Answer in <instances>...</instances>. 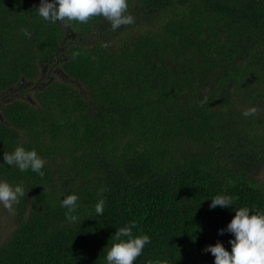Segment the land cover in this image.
Returning a JSON list of instances; mask_svg holds the SVG:
<instances>
[{
    "label": "trees",
    "instance_id": "trees-1",
    "mask_svg": "<svg viewBox=\"0 0 264 264\" xmlns=\"http://www.w3.org/2000/svg\"><path fill=\"white\" fill-rule=\"evenodd\" d=\"M127 4L135 22L113 31L0 0V181L25 192L0 205V264H106L133 221L151 241L134 264H214L234 209L264 212V0ZM18 146L43 177L4 163ZM218 194L238 199L211 209Z\"/></svg>",
    "mask_w": 264,
    "mask_h": 264
},
{
    "label": "clouds",
    "instance_id": "clouds-1",
    "mask_svg": "<svg viewBox=\"0 0 264 264\" xmlns=\"http://www.w3.org/2000/svg\"><path fill=\"white\" fill-rule=\"evenodd\" d=\"M37 15L44 21L56 24H88L90 20L103 18L110 23L113 31L122 26H128L135 22L132 15L128 13L127 0H40L36 10ZM26 37L31 36L27 29H21ZM106 46V45H105ZM79 55L75 53L74 56ZM200 105L207 103V97L201 100ZM257 112L255 107L246 110L245 117L253 116ZM4 163L18 168L21 172L31 170L43 177L42 169L45 161L38 156L33 149L25 150L18 146L12 153H4ZM107 189L101 187L99 194ZM25 195L22 185L12 186L8 182L0 181V205L9 212L14 211V205L20 202ZM234 199L228 195H216L211 199L210 208H229ZM78 195L71 194L64 197L61 207L68 209L66 219L75 223L78 219L76 212L78 207ZM104 199H100L95 205V213L102 216L104 212ZM235 210V216L227 225L221 229L219 235L225 232L234 236L229 240L231 252L227 251L222 243L217 242L214 246H208L205 252H210L214 257V264H264V212L252 214L248 207H240ZM137 227L135 221L116 230L114 234L115 243L106 254V264H134L142 254L150 241L148 235H133V229ZM148 264H162L160 260L149 261ZM166 264V262H164Z\"/></svg>",
    "mask_w": 264,
    "mask_h": 264
},
{
    "label": "rangeland",
    "instance_id": "rangeland-1",
    "mask_svg": "<svg viewBox=\"0 0 264 264\" xmlns=\"http://www.w3.org/2000/svg\"><path fill=\"white\" fill-rule=\"evenodd\" d=\"M2 217H5V216H2ZM3 221H4V220H3ZM8 234H9V231L6 232L5 237H7Z\"/></svg>",
    "mask_w": 264,
    "mask_h": 264
},
{
    "label": "flooded vegetation",
    "instance_id": "flooded-vegetation-1",
    "mask_svg": "<svg viewBox=\"0 0 264 264\" xmlns=\"http://www.w3.org/2000/svg\"><path fill=\"white\" fill-rule=\"evenodd\" d=\"M18 86H20V84Z\"/></svg>",
    "mask_w": 264,
    "mask_h": 264
}]
</instances>
